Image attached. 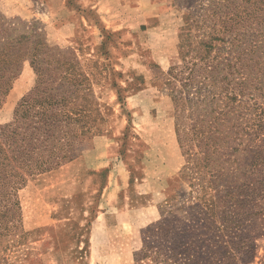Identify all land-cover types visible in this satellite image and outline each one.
<instances>
[{"label": "rangeland", "instance_id": "obj_1", "mask_svg": "<svg viewBox=\"0 0 264 264\" xmlns=\"http://www.w3.org/2000/svg\"><path fill=\"white\" fill-rule=\"evenodd\" d=\"M238 5L242 0H0V60H18L6 73L13 78L0 125L12 121L36 70L50 59L78 61L75 74L88 79L105 119V133L77 158L18 190L19 227L27 233L0 236V264H152L134 260L142 232L161 221L195 220L201 210L190 205L217 190L244 201L234 211L245 246L250 239L255 247L237 264H264V175L248 168L215 185L205 169L208 186L200 190L191 169L200 153L177 131L164 84L180 62L182 18L217 26ZM255 96L264 108V97Z\"/></svg>", "mask_w": 264, "mask_h": 264}, {"label": "trees", "instance_id": "obj_2", "mask_svg": "<svg viewBox=\"0 0 264 264\" xmlns=\"http://www.w3.org/2000/svg\"><path fill=\"white\" fill-rule=\"evenodd\" d=\"M232 11L219 18L217 26H204L205 20L197 26L189 16L182 18L180 62L169 68L164 80L176 129L181 128L200 153L191 169L198 172L196 184L202 191L208 186L201 176L205 169L218 180L215 185L224 176L231 178L248 168L264 175V145L251 142L264 140V108L255 96L258 92L264 97V0H242ZM17 62L0 60V105L12 84L13 77L6 73ZM43 64L36 70L33 86L17 103L12 121L0 125V236L12 237L9 240L27 233L19 227L18 190L28 178L74 160L95 136L105 133L92 85L75 74L78 61L50 59ZM215 193L197 196L199 202L190 205L201 210L195 220L182 226L176 225L178 219L174 224L161 221L151 233L142 232L135 262L237 264L252 255L255 242L246 238L245 246L240 212L234 211L244 201L230 190Z\"/></svg>", "mask_w": 264, "mask_h": 264}]
</instances>
